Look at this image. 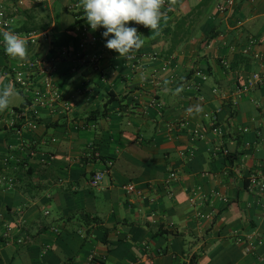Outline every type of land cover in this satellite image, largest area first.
<instances>
[{
    "label": "crops",
    "instance_id": "0c3cea01",
    "mask_svg": "<svg viewBox=\"0 0 264 264\" xmlns=\"http://www.w3.org/2000/svg\"><path fill=\"white\" fill-rule=\"evenodd\" d=\"M223 2L169 0L158 35L128 25L144 44L127 58L99 28L94 66L73 57L79 0H0L5 31L40 37L23 61L0 44V83L19 93L0 112V227L13 230L0 237V264H264V192L248 179L264 163V0H234L227 13ZM61 50L70 53L54 75L63 103L32 111L35 130L13 125L35 109L16 72ZM256 74L262 82L242 92ZM250 235L254 253L239 242Z\"/></svg>",
    "mask_w": 264,
    "mask_h": 264
},
{
    "label": "built area",
    "instance_id": "2783aa9c",
    "mask_svg": "<svg viewBox=\"0 0 264 264\" xmlns=\"http://www.w3.org/2000/svg\"><path fill=\"white\" fill-rule=\"evenodd\" d=\"M53 0H37L40 4H46L52 2ZM234 0H225L218 6V11L221 13H227L229 10L234 8ZM169 6V0H166L163 10H166ZM9 27V20L7 18V9L4 6H0V34L3 33ZM80 35L79 51L74 54L73 57L79 59L83 65L90 64L96 66L101 60V38L99 37L97 30L92 31L90 25L83 24L78 29ZM39 35L37 33H30L27 35L26 40L30 44H35L39 40ZM254 44V41L251 42ZM0 44L4 46L3 39L0 36ZM92 49L94 52H90L89 49ZM245 53H248L249 50H245ZM69 51L61 50L54 52L52 56L47 60H37L29 64V73L24 71H17L15 75V81L19 88L25 92L33 91L32 106L35 109H31L30 106L26 107L24 110H21L15 113V121L13 125L22 124L32 130L37 128L38 122L35 115H32V111L36 112L37 109H47L51 112H54L59 105L63 103V98L61 92L57 88L54 80V75L56 71V64L63 60V58L69 55ZM256 57L260 60L262 66L264 67V56L257 54ZM37 73L40 76V85H38L34 80V73ZM263 80V77L256 74L253 76V79L250 80L247 85L244 87L242 92H248L252 90L255 86L259 85ZM36 84V85H35ZM215 132H218V129H215ZM225 155H228L227 151H224ZM112 162H108V168H112ZM109 170L99 171L94 174L90 181V185L93 188L100 189L102 188L103 182ZM176 178V174L172 173L170 179L173 180ZM250 181L249 187L253 192L259 193L264 192V163L259 168L257 172H254L248 177ZM10 186L13 185V181H8ZM128 194L137 193L139 196H142V192L137 190L134 185H127L123 188ZM13 234V230L10 225L6 224L0 227V237L4 239H9ZM256 237L254 235L247 236L243 240H239L245 244V251L247 253H254L256 251ZM18 244H23L25 241L31 242L32 240L27 238H19L16 240Z\"/></svg>",
    "mask_w": 264,
    "mask_h": 264
},
{
    "label": "clouds",
    "instance_id": "9594fccd",
    "mask_svg": "<svg viewBox=\"0 0 264 264\" xmlns=\"http://www.w3.org/2000/svg\"><path fill=\"white\" fill-rule=\"evenodd\" d=\"M170 2L175 3V0ZM165 3L166 0H79L84 19L91 30L105 29L102 33L106 39L105 47L125 58L144 44L137 28L128 25H142L158 35L161 20L167 19L163 12ZM3 44L10 58L21 61L28 58L27 42L18 34L5 31ZM18 95L11 82L0 83V112L8 109Z\"/></svg>",
    "mask_w": 264,
    "mask_h": 264
},
{
    "label": "trees",
    "instance_id": "16d2710c",
    "mask_svg": "<svg viewBox=\"0 0 264 264\" xmlns=\"http://www.w3.org/2000/svg\"><path fill=\"white\" fill-rule=\"evenodd\" d=\"M20 0H12V2H14V3H17V2H19ZM5 7V6H4ZM6 8V7H5ZM76 22H75V24L73 25V26H71L70 28H69V31H76L80 26H82L83 25V23L86 21L85 19H84V17H82V16H84V13H77L76 15ZM109 103V102H108ZM20 111V110H19ZM104 112L105 111H103V112H101V113H95V114H93L94 116H99V115H104ZM83 217L85 218V219H90L91 218V216H89L88 214H83ZM95 219V221H96V219L97 218H94Z\"/></svg>",
    "mask_w": 264,
    "mask_h": 264
},
{
    "label": "rangeland",
    "instance_id": "374dc122",
    "mask_svg": "<svg viewBox=\"0 0 264 264\" xmlns=\"http://www.w3.org/2000/svg\"><path fill=\"white\" fill-rule=\"evenodd\" d=\"M9 13L8 9H7V14Z\"/></svg>",
    "mask_w": 264,
    "mask_h": 264
}]
</instances>
